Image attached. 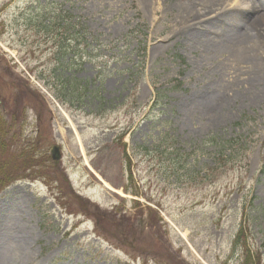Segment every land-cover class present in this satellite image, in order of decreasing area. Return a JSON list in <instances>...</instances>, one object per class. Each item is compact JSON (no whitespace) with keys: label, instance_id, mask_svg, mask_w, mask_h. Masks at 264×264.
Wrapping results in <instances>:
<instances>
[{"label":"rangeland","instance_id":"obj_1","mask_svg":"<svg viewBox=\"0 0 264 264\" xmlns=\"http://www.w3.org/2000/svg\"><path fill=\"white\" fill-rule=\"evenodd\" d=\"M197 5L0 0V116L47 158L0 192V258L27 229L12 264H264V78Z\"/></svg>","mask_w":264,"mask_h":264},{"label":"bare ground","instance_id":"obj_2","mask_svg":"<svg viewBox=\"0 0 264 264\" xmlns=\"http://www.w3.org/2000/svg\"><path fill=\"white\" fill-rule=\"evenodd\" d=\"M198 2V7L204 9V13L199 12V20L203 19L210 23L211 28L198 33L196 36L207 37L211 44V52L219 53L221 50L226 49L224 52H228L230 57L245 65H250L253 69H258L250 79L264 78V62L260 61L256 55V49L263 44L259 33L261 31L262 22L264 21V0H240L243 7L252 9L251 14L255 13V18H242L240 16L241 11L237 9L228 8V0H194ZM193 3V2H192ZM262 12V14H260ZM232 14L236 18V21L231 25L227 23L226 16ZM250 14V16H251ZM218 30L222 33L219 36ZM106 189L110 190L112 187L103 183ZM120 193V192H119ZM24 236L14 242V246L8 252V256L20 255L26 257L29 252V247L26 241L30 239V233L27 229L24 230ZM5 257L0 258V264H12ZM20 260V259H19Z\"/></svg>","mask_w":264,"mask_h":264},{"label":"trees","instance_id":"obj_3","mask_svg":"<svg viewBox=\"0 0 264 264\" xmlns=\"http://www.w3.org/2000/svg\"><path fill=\"white\" fill-rule=\"evenodd\" d=\"M12 125V128H8ZM6 125V121L2 118L0 120V192L10 186L13 182L28 178L26 173L32 171L35 167H41L43 158L38 157L42 155L39 152V142L25 141L23 136L19 135V131L14 130L13 123ZM19 135V136H17ZM229 142L224 143L223 147L227 146ZM47 160V158H46ZM244 235L241 231L237 238V242ZM246 261L244 264H250L254 258L251 252L246 248L244 253Z\"/></svg>","mask_w":264,"mask_h":264},{"label":"water","instance_id":"obj_4","mask_svg":"<svg viewBox=\"0 0 264 264\" xmlns=\"http://www.w3.org/2000/svg\"><path fill=\"white\" fill-rule=\"evenodd\" d=\"M61 158L60 151L58 149L54 150V160H59Z\"/></svg>","mask_w":264,"mask_h":264}]
</instances>
